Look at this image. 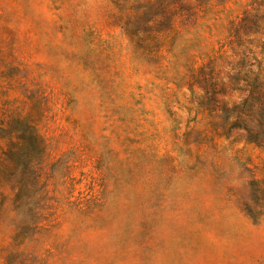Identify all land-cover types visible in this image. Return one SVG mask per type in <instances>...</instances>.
<instances>
[{"label":"rangeland","instance_id":"obj_1","mask_svg":"<svg viewBox=\"0 0 264 264\" xmlns=\"http://www.w3.org/2000/svg\"><path fill=\"white\" fill-rule=\"evenodd\" d=\"M0 264H264V0H0Z\"/></svg>","mask_w":264,"mask_h":264},{"label":"trees","instance_id":"obj_2","mask_svg":"<svg viewBox=\"0 0 264 264\" xmlns=\"http://www.w3.org/2000/svg\"><path fill=\"white\" fill-rule=\"evenodd\" d=\"M214 60L213 61H210L209 64H214ZM206 70H205V67L201 68L200 71H199V74L197 75V77H199L200 75V81L201 83H203V89L206 90V92L208 93H211L212 94V90L211 88L215 91V88L214 86H216L217 84L214 83V82H211L210 79H208L209 77L206 76ZM206 98L203 97L202 98V102L204 101L205 103L208 102L207 100H205Z\"/></svg>","mask_w":264,"mask_h":264}]
</instances>
